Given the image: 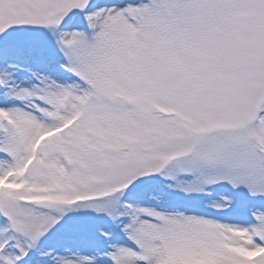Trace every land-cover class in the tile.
I'll return each instance as SVG.
<instances>
[{
  "label": "snow or ice",
  "instance_id": "1",
  "mask_svg": "<svg viewBox=\"0 0 264 264\" xmlns=\"http://www.w3.org/2000/svg\"><path fill=\"white\" fill-rule=\"evenodd\" d=\"M0 264H264V0H0Z\"/></svg>",
  "mask_w": 264,
  "mask_h": 264
}]
</instances>
